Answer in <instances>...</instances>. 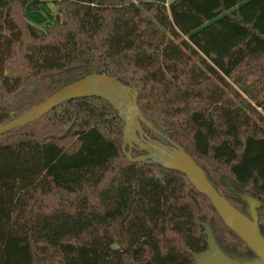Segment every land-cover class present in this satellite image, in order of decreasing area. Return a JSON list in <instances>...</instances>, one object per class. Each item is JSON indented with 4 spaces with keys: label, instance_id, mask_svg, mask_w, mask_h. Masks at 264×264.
Instances as JSON below:
<instances>
[{
    "label": "trees",
    "instance_id": "obj_1",
    "mask_svg": "<svg viewBox=\"0 0 264 264\" xmlns=\"http://www.w3.org/2000/svg\"><path fill=\"white\" fill-rule=\"evenodd\" d=\"M47 1L54 21L36 26L26 11ZM164 1L0 0V126L88 74L114 76L231 205L245 203L221 177L260 203L264 237V0ZM122 127L89 96L0 135V264H195L203 224L250 252L185 175L130 162Z\"/></svg>",
    "mask_w": 264,
    "mask_h": 264
},
{
    "label": "water",
    "instance_id": "obj_2",
    "mask_svg": "<svg viewBox=\"0 0 264 264\" xmlns=\"http://www.w3.org/2000/svg\"><path fill=\"white\" fill-rule=\"evenodd\" d=\"M89 96L104 99L118 112L123 122L121 147L130 162L159 163L165 169L175 170L185 175L193 187L207 197L224 225L252 253L250 257L226 253L219 245L212 225L203 224L207 248L193 254L195 264H264V237L259 230L257 214L260 203L236 190L225 177H222V185L235 193L247 205L248 212L243 213L231 205L222 196L221 190L212 185L201 168L181 146L171 141L164 142L165 137L140 112L137 106L136 90L114 76L91 73L63 86L38 105L0 126V135L38 120L65 101ZM142 125L149 128L158 139H146L142 133ZM126 146L127 150H125ZM132 148H137L144 153L132 157L130 154Z\"/></svg>",
    "mask_w": 264,
    "mask_h": 264
},
{
    "label": "crops",
    "instance_id": "obj_3",
    "mask_svg": "<svg viewBox=\"0 0 264 264\" xmlns=\"http://www.w3.org/2000/svg\"><path fill=\"white\" fill-rule=\"evenodd\" d=\"M170 1V0H169ZM52 7H49L48 5H50ZM51 1H47L46 3L42 4L35 12L33 13V16L30 17L29 12L26 11V14L28 15V18L32 21V23L36 26H41L43 25V21L47 20L45 22H53L54 21V17L56 14V6L53 4ZM39 11H41V13H38ZM32 15V14H31ZM51 15H54V17L51 19Z\"/></svg>",
    "mask_w": 264,
    "mask_h": 264
},
{
    "label": "rangeland",
    "instance_id": "obj_4",
    "mask_svg": "<svg viewBox=\"0 0 264 264\" xmlns=\"http://www.w3.org/2000/svg\"><path fill=\"white\" fill-rule=\"evenodd\" d=\"M53 5V4H52ZM49 7H52L51 6V4L50 5H48ZM28 12H29V16L30 17H32L33 16V13H36L35 11L36 10H27ZM33 12V13H32ZM38 13H41V11H39ZM32 14V15H31ZM28 16V15H27ZM54 17V15H51V19ZM45 21H47V20H44L43 22V24H45L46 22ZM183 50V49H182ZM242 207V206H241ZM213 227V226H212ZM217 228L216 229H214V227H213V229H214V231L216 232V236L222 241V243L224 244V246H228V247H232V246H234L235 245V243L234 242H231V241H229L228 239H227V241H226V238L224 237V235H222V232H221V230H220V227H218V226H216ZM219 228V229H218ZM9 247H8V253H9V255H12L13 254V256H14V258L15 259H19L20 258V256H22L21 254H19V253H17L16 252V250H15V248H14V246H12V242H9V245H8ZM18 246L20 247V250L21 251H23V252H25V247H24V245H23V243H21V242H19L18 243ZM239 247L240 248H244L241 244L239 245ZM238 248V247H237ZM239 249V248H238ZM244 249H246V247L244 248ZM19 252V251H18Z\"/></svg>",
    "mask_w": 264,
    "mask_h": 264
},
{
    "label": "flooded vegetation",
    "instance_id": "obj_5",
    "mask_svg": "<svg viewBox=\"0 0 264 264\" xmlns=\"http://www.w3.org/2000/svg\"><path fill=\"white\" fill-rule=\"evenodd\" d=\"M221 178H220V181H221ZM241 209H242V211L244 213H247L248 212V207H247L246 204L245 205H242ZM224 251L226 253L230 254V255H235V256H240V257H243V256L250 257L252 255L251 252L247 253L245 250H243V251L242 250H239L238 248H235L234 246H232V247L226 246Z\"/></svg>",
    "mask_w": 264,
    "mask_h": 264
},
{
    "label": "built area",
    "instance_id": "obj_6",
    "mask_svg": "<svg viewBox=\"0 0 264 264\" xmlns=\"http://www.w3.org/2000/svg\"><path fill=\"white\" fill-rule=\"evenodd\" d=\"M168 3H169V0H165V1H164V5H165V6H167Z\"/></svg>",
    "mask_w": 264,
    "mask_h": 264
}]
</instances>
